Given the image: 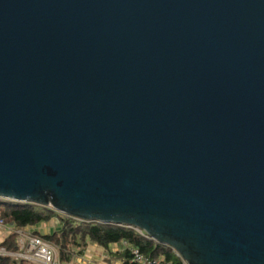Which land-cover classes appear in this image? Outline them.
Listing matches in <instances>:
<instances>
[{"label":"water","instance_id":"1","mask_svg":"<svg viewBox=\"0 0 264 264\" xmlns=\"http://www.w3.org/2000/svg\"><path fill=\"white\" fill-rule=\"evenodd\" d=\"M0 200L264 264V0H0Z\"/></svg>","mask_w":264,"mask_h":264},{"label":"trees","instance_id":"2","mask_svg":"<svg viewBox=\"0 0 264 264\" xmlns=\"http://www.w3.org/2000/svg\"><path fill=\"white\" fill-rule=\"evenodd\" d=\"M58 220L59 227L48 235L34 232L45 243L53 246L58 254L60 264H75L89 244L103 248L110 245L125 243L138 249L151 259H163L165 264H184L181 258L170 248L159 245L141 237L134 230L114 225L85 223L73 218L57 214L50 208L18 204L0 200V220L13 231H24L27 227H37ZM0 249L11 254H19L17 236L11 234L0 245ZM125 264H130L129 250H124ZM0 264H33L21 258L0 256Z\"/></svg>","mask_w":264,"mask_h":264},{"label":"built area","instance_id":"3","mask_svg":"<svg viewBox=\"0 0 264 264\" xmlns=\"http://www.w3.org/2000/svg\"><path fill=\"white\" fill-rule=\"evenodd\" d=\"M0 228L1 229H8L9 227L6 226L2 220H0ZM128 229L134 230L137 232L141 237L150 240L145 234L141 231L129 228ZM10 229V228H9ZM25 247L20 254H17L16 257H19L23 260L31 262L33 264H59L57 261L56 254L54 250L45 243L39 237H35L32 234H26L25 236ZM124 248L129 250L130 254V264H165L163 259H151L150 257L141 253L138 249L130 247L123 243ZM5 253L4 251H0V256Z\"/></svg>","mask_w":264,"mask_h":264},{"label":"crops","instance_id":"4","mask_svg":"<svg viewBox=\"0 0 264 264\" xmlns=\"http://www.w3.org/2000/svg\"><path fill=\"white\" fill-rule=\"evenodd\" d=\"M58 227V220L53 219L48 224H41L37 227H27L24 231L25 233L27 232L26 234L32 235L34 232H38L41 235H48ZM7 231H9V228L8 230H0V245L8 237V235L4 236V233ZM124 250L125 248L122 243L110 245L106 249L96 244H89L84 250L83 255L79 258L77 257L76 261L78 264H125Z\"/></svg>","mask_w":264,"mask_h":264},{"label":"rangeland","instance_id":"5","mask_svg":"<svg viewBox=\"0 0 264 264\" xmlns=\"http://www.w3.org/2000/svg\"><path fill=\"white\" fill-rule=\"evenodd\" d=\"M57 213V212H56ZM58 214V213H57ZM80 222V221H79ZM0 230H3L0 228ZM8 230V229H6ZM2 232V231H1ZM27 233V232H26ZM25 231H13L12 229H9V231H7L6 233H4V236L8 235L10 236L11 234H15L17 236V245L19 246L20 248V251L22 252L23 251V248L26 246L25 245V235H26ZM34 236V235H33ZM49 245V244H48ZM50 247L54 250L55 254H56V257H57V261L59 262V257H58V254H57V251L56 249L50 245ZM0 251H4V249H0ZM5 252V251H4ZM20 254V253H19ZM17 254H11V253H3L1 256H5V257H13V258H19V257H16ZM83 255V253L81 254ZM80 255V256H81ZM78 256V258L80 257ZM77 260V259H76ZM75 260V264L77 263V261ZM83 261V260H81ZM31 263V262H30ZM60 264V262H59ZM78 264V263H77Z\"/></svg>","mask_w":264,"mask_h":264}]
</instances>
